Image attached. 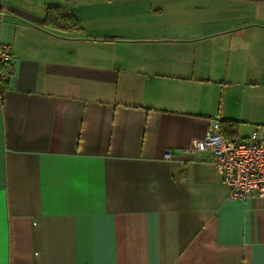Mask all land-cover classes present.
<instances>
[{
	"label": "crops",
	"instance_id": "obj_1",
	"mask_svg": "<svg viewBox=\"0 0 264 264\" xmlns=\"http://www.w3.org/2000/svg\"><path fill=\"white\" fill-rule=\"evenodd\" d=\"M34 1L0 0V264H264L191 148L264 125V0Z\"/></svg>",
	"mask_w": 264,
	"mask_h": 264
},
{
	"label": "built area",
	"instance_id": "obj_2",
	"mask_svg": "<svg viewBox=\"0 0 264 264\" xmlns=\"http://www.w3.org/2000/svg\"><path fill=\"white\" fill-rule=\"evenodd\" d=\"M10 57L8 46L0 44V62L7 63ZM7 76L0 72V78ZM191 148L212 161L227 187V199L264 202V125L255 126L246 139H232L224 136L220 120L215 119L203 138L192 140Z\"/></svg>",
	"mask_w": 264,
	"mask_h": 264
},
{
	"label": "trees",
	"instance_id": "obj_3",
	"mask_svg": "<svg viewBox=\"0 0 264 264\" xmlns=\"http://www.w3.org/2000/svg\"><path fill=\"white\" fill-rule=\"evenodd\" d=\"M47 13L48 14L46 16L45 21L49 22V24H52L54 26V28H63L65 30L78 28L77 22H75L72 19L67 20V18H64L61 16V13L58 11V7L49 8ZM0 65H4V63L0 62ZM7 79L8 78H5V79L0 78V90L1 91L3 90V87L6 86ZM227 138H229V137H227Z\"/></svg>",
	"mask_w": 264,
	"mask_h": 264
},
{
	"label": "snow or ice",
	"instance_id": "obj_4",
	"mask_svg": "<svg viewBox=\"0 0 264 264\" xmlns=\"http://www.w3.org/2000/svg\"><path fill=\"white\" fill-rule=\"evenodd\" d=\"M76 187H77L78 191H80V190H85L86 191V186L78 184V185H76Z\"/></svg>",
	"mask_w": 264,
	"mask_h": 264
},
{
	"label": "rangeland",
	"instance_id": "obj_5",
	"mask_svg": "<svg viewBox=\"0 0 264 264\" xmlns=\"http://www.w3.org/2000/svg\"><path fill=\"white\" fill-rule=\"evenodd\" d=\"M8 1H9V0H8ZM38 2H42V1H41V0H40V1H39V0H35V1H34V3H38ZM178 27H179V26H178ZM253 129H254V128H253ZM252 131H253V130H252ZM252 131H251V132H252Z\"/></svg>",
	"mask_w": 264,
	"mask_h": 264
}]
</instances>
